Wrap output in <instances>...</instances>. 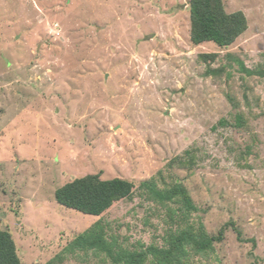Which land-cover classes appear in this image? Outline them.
I'll return each instance as SVG.
<instances>
[{
	"label": "rangeland",
	"instance_id": "rangeland-1",
	"mask_svg": "<svg viewBox=\"0 0 264 264\" xmlns=\"http://www.w3.org/2000/svg\"><path fill=\"white\" fill-rule=\"evenodd\" d=\"M222 4L247 21L225 48L192 44L189 0H0V230L20 264H122L70 250L91 230L138 253L222 231L187 264H264V78L237 61L264 69V0ZM94 174L131 195L97 217L56 203ZM176 188L191 209L156 195Z\"/></svg>",
	"mask_w": 264,
	"mask_h": 264
},
{
	"label": "trees",
	"instance_id": "trees-1",
	"mask_svg": "<svg viewBox=\"0 0 264 264\" xmlns=\"http://www.w3.org/2000/svg\"><path fill=\"white\" fill-rule=\"evenodd\" d=\"M190 41L194 45L211 42L219 48L230 46L247 29V21L242 12L226 13L222 0H189ZM239 67L246 75H257L264 78V69H248L237 59ZM133 185L123 179L101 180L98 174L87 175L65 184L54 192L57 204L84 215L97 217L109 209L113 203L131 195ZM156 193V191H154ZM153 193V192H151ZM182 197L183 205L191 209L189 196L178 188L157 192L161 201ZM223 233L208 236L202 230L198 233L182 231L170 236L161 248L148 247L144 252H120L113 250L107 242L94 230L77 236L70 245V250L86 248L105 252L114 263L144 264L150 256L152 264H187V247L202 252L211 250L214 243L222 240ZM62 258L57 256L46 264H61ZM0 264H20L11 235L0 230Z\"/></svg>",
	"mask_w": 264,
	"mask_h": 264
}]
</instances>
